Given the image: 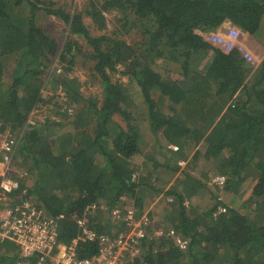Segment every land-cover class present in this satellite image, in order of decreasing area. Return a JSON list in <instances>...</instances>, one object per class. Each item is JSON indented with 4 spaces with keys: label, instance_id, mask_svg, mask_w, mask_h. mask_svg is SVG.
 <instances>
[{
    "label": "trees",
    "instance_id": "trees-1",
    "mask_svg": "<svg viewBox=\"0 0 264 264\" xmlns=\"http://www.w3.org/2000/svg\"><path fill=\"white\" fill-rule=\"evenodd\" d=\"M96 2L65 16L59 13L61 7L54 10L31 0H0V136L15 142L13 159L21 174L13 176L19 190H25V197L45 217L63 215L59 240L65 244L78 237L74 222L80 217L94 222L98 235L114 234L110 221L114 208L132 204L135 218L140 219L147 198L139 188L156 192L162 184L161 171L176 173L179 168L168 157L160 163L146 156L150 146L125 111V92L107 72H116L115 67L122 65L121 74L136 83L142 96L149 130L177 147L173 157L182 156L185 141L195 137V144L202 140L206 145L205 151L193 153L191 162L202 153L207 160L215 158L218 173L226 177L224 186L217 188L182 173L175 184L158 188L162 204L169 208L160 215L170 217L166 232L174 231L186 241V248L180 249L170 237L143 241L132 263L264 264V60L251 67L235 51L224 54L206 39L217 26L229 23L264 44V0ZM40 13L67 25L70 39L61 46L50 38L38 25ZM84 17L100 33H90ZM130 29L142 37L135 46L120 38ZM79 39L87 42L90 54L80 52ZM124 46L132 54L125 59L120 54ZM81 56L94 63L102 88L99 100L82 98L72 88L77 81L69 76ZM53 63L62 69L46 74ZM58 68L62 73H57ZM48 87L64 92L66 103H73L71 113L62 115L59 123L51 117L45 118V125L29 123ZM152 91L173 105L191 101L201 108L182 122L176 110L170 115L161 111ZM201 101L206 106H200ZM115 115L124 126L113 120ZM163 147L158 142L157 149L166 151ZM45 149L48 154L43 156ZM249 171L254 173L250 212L226 208L219 213L217 206L213 210L199 207V194L211 188L229 190ZM28 178H32L30 186ZM40 180L48 186L40 185ZM103 208L108 210L104 216ZM98 252V244L89 241H78L75 248L78 259Z\"/></svg>",
    "mask_w": 264,
    "mask_h": 264
},
{
    "label": "rangeland",
    "instance_id": "rangeland-1",
    "mask_svg": "<svg viewBox=\"0 0 264 264\" xmlns=\"http://www.w3.org/2000/svg\"><path fill=\"white\" fill-rule=\"evenodd\" d=\"M31 1L35 3L36 5L41 6L43 8L48 7V8H52L55 10L61 7L62 9L59 12L60 14H63L65 16H71L75 12L85 10L88 7L90 2L99 3L96 1H102V0H31ZM109 18L110 16L106 15V19L108 20L106 24L107 29L110 28L109 30H111L112 23H110ZM82 22L84 23L86 27H88L90 33H93V34L94 32L95 34L100 33V32H96L95 30L96 25H94L89 18L84 17ZM38 25L50 38L54 39L55 42L59 43L61 46L64 44L66 39L67 40L70 39L67 25H65L63 22H61L57 18H54L53 16H48L46 14L40 13L38 17ZM117 28L120 29V25H117ZM263 29H264V24H263ZM120 38L121 40L125 41L128 46H135V43L141 41L142 39L141 35H139L133 29L128 30V33L121 35ZM78 41H79L78 45L81 48L80 52L85 53V54H90L92 52L91 48L87 45L86 41L82 39H79ZM246 41L249 43V44L248 43L246 44L250 45L251 49L254 51L255 54H253V56L255 57L256 62L259 65L262 62V60H264V57H263L264 50H262V53L259 52L260 47L263 44L262 43L263 41L262 42L259 41L260 43H256V40L253 41V39L252 38L249 39V37L248 38L246 37ZM205 62L206 60H202V64H205ZM55 65L56 64L54 63L53 65L51 64L46 74L51 73L52 71H55L56 67L61 68L60 66H55ZM258 65H256L255 68ZM93 67H94V63L91 60H88L87 58H84L81 56V58L77 60V64L74 67V70L71 76H69V78H75V80L77 81V83L74 84L72 88L73 90L77 89L82 98L93 96L97 100H99L102 94V88L100 85V80L97 77L98 75L94 71ZM163 67L164 66H162L161 69H163ZM115 68H116L115 69L116 72L115 71L111 72L110 70H107V72L110 76L111 81L115 83L116 85H119V87L121 86V88L125 92V96L127 99L126 104L124 105L125 111L131 114L133 119H135V123L141 128L140 132L142 135V140L145 141L144 144H146L147 147L150 146L146 150V156L147 155L152 156L151 157L152 159L154 160L156 159L160 163L163 162L164 158L168 157L167 159L171 161L170 164L172 166H174L173 164H175V166L179 168V170L176 173H174L170 169L168 170L164 169L161 171L162 180L160 182L162 184L160 185L157 184L158 187L156 189L157 190L156 192L149 188L148 189L139 188L140 194L143 195L142 197L147 198V202L144 203L145 212L143 213V215L147 213L148 218L151 217L150 220L152 221V223L148 226L149 234L150 233L153 234L158 229L164 230L165 232L166 230H168L167 224H168V220L170 219V217H168V219H162L160 215L161 214L165 215L167 212L164 211L163 209H166L168 211L169 208L162 204V200H160L161 199L160 194L158 193V190H159L158 188H160L165 183L168 184V186L171 185V182L175 184L177 182L175 181V179H179L177 177H181L182 173L195 177V179L198 180V182L206 184V186L208 185V186L214 187V185L212 184V179L215 176H219L220 174L218 173L215 167V164H216L215 158L210 157V159L207 160L205 159L203 153L200 154V157L198 159L194 160V162H191L192 159H190V157L193 155V153L205 151V145H206L205 142L202 140L199 141L198 144H195L196 143L195 137L192 138L191 140L188 139L185 141L184 143L185 146H184V149L182 150L183 151L182 156L179 155L181 157L178 156L177 158L176 155L175 157H173L171 152L176 151L177 147L173 145H169L168 140H166L163 137V135L160 134L159 132L152 133L149 130L147 116L145 114L146 106L143 103L142 96L140 95V92H139V89L136 83L131 82L127 76H124L121 74V71L124 70V66L119 65ZM61 69H59L60 72L58 71L57 73L59 74L62 73ZM43 80L44 82H46L47 76H45ZM56 96H59V97H56ZM152 97L155 101L160 102V109L164 114L170 115L172 109L176 110L177 113L181 114L184 120L182 122H185L188 115L198 113L201 108V107L198 108V107L193 106L191 101L190 102L184 101L181 104L173 105L170 102H168L167 99L160 98L159 94L156 93L155 91H152ZM42 98L44 102H42V104L38 103L36 105L38 109L32 113L34 117L33 118L30 117L28 119L30 120L29 123L31 122L34 125L36 123H42L45 121V118L47 119L49 117H51L52 120L57 121L59 123L60 121H63L62 115H65V114L69 115L71 113V110L73 107L71 104L73 103L71 102L66 103L67 101L65 99V94L63 91L60 92L58 90L52 89L51 87L50 88L48 87V89L43 91ZM201 105H205V102L201 101L200 106ZM197 109L199 110L197 111ZM193 110L195 111L193 112ZM113 120L124 126V121L119 115H115ZM42 124L45 125L46 122L45 124L44 123ZM50 125L51 124H49V126ZM189 125L192 126V123ZM50 128L53 129L52 126ZM54 128L57 129L56 126H54ZM47 130L48 132H50L49 129H46V134H48ZM4 137L8 139H12L11 137L4 135V136H0V140ZM158 142H160V145L164 146L163 148L167 150L162 151V149L159 148V150H161L159 151L157 149ZM0 154H1L0 158L2 159L3 152ZM42 154L43 156L47 155L48 151L45 149ZM13 156L15 158L14 153L12 154V158H11L13 173L18 172L19 174H21V170L17 168V166H15V159H13ZM26 181H27V184L30 186L32 182V178H28ZM253 182H254V173L252 171H249V172H246V174H243L242 176H240V180L238 182H235L234 185H231L229 190H218L217 188H214V189L211 188V190H209L208 192L199 194L198 196L199 207L204 208V210H207V209L213 210L214 206H217L218 209L219 208H224V209L231 208L233 210L246 214L247 212H250L251 207L254 206V204L250 202L249 200L250 190L252 188ZM39 184L42 186H48V184L46 183L45 185V181H42V180L39 181ZM215 197L217 200H215ZM27 200L30 201L29 199ZM121 200L129 201L128 199H124V198H121ZM156 208H159L158 213H156L155 211ZM200 210H203V209H200ZM216 212L217 211H215V213ZM105 213L106 211H104L102 213L103 215L102 214L101 215L104 216ZM122 228H126V227H122ZM113 233L115 232L113 231ZM152 234H150V236ZM148 240L149 239L145 241H148Z\"/></svg>",
    "mask_w": 264,
    "mask_h": 264
},
{
    "label": "built area",
    "instance_id": "built-area-1",
    "mask_svg": "<svg viewBox=\"0 0 264 264\" xmlns=\"http://www.w3.org/2000/svg\"><path fill=\"white\" fill-rule=\"evenodd\" d=\"M206 39L222 53L235 51L249 66L257 65L245 34L229 23L217 26L208 33ZM13 146L12 139L4 137L0 140V151L8 153L0 162V256L13 259L0 264H16V261H21L22 264H98L96 256L86 260L77 258L75 248L78 241L97 243L98 255L111 259L106 264H132L133 258L140 254V244L147 239L170 237L180 249L186 248V241L172 230L164 232L158 229L153 234L150 233V236L148 226L151 222L147 213L136 219L132 205L114 208L110 212L115 232L113 235H98L93 228L94 222L80 217L74 222L79 228L78 237L69 244L62 243L59 240V224L64 220L63 215L57 218L45 217L35 203L27 200L25 190H19V182L10 177V154ZM225 181V176L219 175L212 179V184L221 188ZM105 209L101 210L102 213ZM218 211L222 213L225 209L219 208Z\"/></svg>",
    "mask_w": 264,
    "mask_h": 264
},
{
    "label": "bare ground",
    "instance_id": "bare-ground-1",
    "mask_svg": "<svg viewBox=\"0 0 264 264\" xmlns=\"http://www.w3.org/2000/svg\"><path fill=\"white\" fill-rule=\"evenodd\" d=\"M14 148H15V142H14V146L12 147V151H11V154H10V177L13 179V180H16V179H14V176H13V169H12V160H11V158H12V154L14 153L13 152V150H14ZM5 154H8V153H5V152H3V154H2V159H0V162L3 160V157H4V155ZM24 174V173H23ZM20 175V174H19ZM16 177V176H15ZM17 181V180H16ZM136 215V214H135ZM96 257H97V259H98V261H99V263L98 264H100L101 262H105V264H106V261H110L111 259L109 258V257H106V259H104L102 256H100V255H98V254H96L95 255ZM4 258H7V259H4V260H0V262H9V261H13V259L11 258V257H4ZM92 258V257H91ZM0 259H1V257H0ZM90 259V258H89ZM80 260H86V259H80ZM133 260H134V258H133ZM22 264L23 262H21V261H16V264ZM133 264V263H132Z\"/></svg>",
    "mask_w": 264,
    "mask_h": 264
},
{
    "label": "water",
    "instance_id": "water-1",
    "mask_svg": "<svg viewBox=\"0 0 264 264\" xmlns=\"http://www.w3.org/2000/svg\"><path fill=\"white\" fill-rule=\"evenodd\" d=\"M120 54H121L122 58H124V59H125L126 57L132 55L131 52L127 49V46H124V47L122 48Z\"/></svg>",
    "mask_w": 264,
    "mask_h": 264
},
{
    "label": "crops",
    "instance_id": "crops-1",
    "mask_svg": "<svg viewBox=\"0 0 264 264\" xmlns=\"http://www.w3.org/2000/svg\"><path fill=\"white\" fill-rule=\"evenodd\" d=\"M253 41H255V40H253ZM256 43H260L259 40H256ZM261 44H262V43H261ZM263 45H264V44H263ZM262 50H264V48H261V47H260L259 52L262 53ZM252 52H253V54H255L253 50H252ZM260 53H259V54H260ZM263 57H264V56H263Z\"/></svg>",
    "mask_w": 264,
    "mask_h": 264
}]
</instances>
